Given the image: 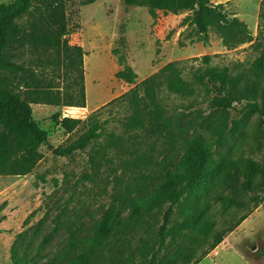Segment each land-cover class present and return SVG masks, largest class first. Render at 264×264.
<instances>
[{
    "label": "rangeland",
    "instance_id": "obj_1",
    "mask_svg": "<svg viewBox=\"0 0 264 264\" xmlns=\"http://www.w3.org/2000/svg\"><path fill=\"white\" fill-rule=\"evenodd\" d=\"M11 1L0 0V4ZM67 1L68 39L71 45L82 46L87 54L86 107L32 104L33 116L49 133L54 148H68L95 123L100 126L99 137L85 150L68 157L56 156L42 146L43 159L29 175H0V264H13L14 257L23 264H77L82 254L86 255V264H162L180 249L193 251L196 260L211 247L218 234L230 229L244 215H249L247 220L227 233L200 264L263 263L264 204L255 209L251 201L254 193L264 197L261 187L240 195L235 191L240 184L229 189L222 188L219 180L213 182L197 202V207L210 202L206 218L215 227L207 240H192L183 231L186 236L181 234L177 241L167 237L165 245L160 246L158 229L168 206L131 217L134 203L147 201L161 184L162 174L158 170L172 167V151L154 144V151L149 153L140 132L129 129L127 120L134 113L131 92L168 64L178 63L188 80L193 79L197 70L227 67L233 76L241 77L238 99L231 109L212 114L209 104L215 94H208L202 87L191 98L167 91L161 96L171 114L184 115L185 122L197 111H202L206 122L208 116L214 127L226 120L222 136L228 139L227 144L219 143V135L211 139L215 159L244 158L263 164L264 115L248 116L247 107L256 103L264 109V67L258 72L264 63V0H212L214 5L223 4L230 18L243 21L250 29L252 42L236 48L224 46L215 32L210 33L208 43L201 41L195 27L186 22L190 12H158L153 18L147 8L127 6L123 0H97L87 5L89 0ZM207 55L212 57L209 65L202 61ZM32 59L34 56L28 52L25 60ZM48 68L56 87L79 90L74 84L75 73L68 72L65 62L56 60ZM127 68L137 74L134 84L116 77ZM56 115L60 119L78 118L82 123L73 133L66 134L56 125ZM204 126L196 128L211 137L207 124ZM145 154L154 157L152 164L138 161ZM232 173L236 179L238 174ZM217 196L242 201L244 205L225 208ZM111 207H115L126 226L119 225L118 233L92 253L98 224ZM176 209L174 220L181 223V210ZM138 217L141 218L135 224Z\"/></svg>",
    "mask_w": 264,
    "mask_h": 264
},
{
    "label": "trees",
    "instance_id": "obj_2",
    "mask_svg": "<svg viewBox=\"0 0 264 264\" xmlns=\"http://www.w3.org/2000/svg\"><path fill=\"white\" fill-rule=\"evenodd\" d=\"M96 1L89 0L85 5ZM123 2L127 6L147 8L153 18L158 16V12L173 15L190 12L192 15L186 22L195 27L199 39L204 43L209 42L211 32H215L228 48L248 44L253 39L246 23L230 18L224 5H214L212 0ZM67 5V0H12L7 4H0V175H29L43 159L40 150L42 146H47L56 156L68 157L85 150L99 137L100 126L95 123L68 148H54L50 143L49 133L40 127L33 116L32 104L86 107L85 51L78 44L71 45L68 39L70 20ZM26 19L27 24L24 23ZM28 52L34 59L25 60ZM56 60L65 62L70 74L75 73L74 84L78 86V91L71 88L62 90L55 86L54 76L48 67H52ZM211 60L209 55L202 58L205 65H209ZM119 64H123L122 59ZM263 67L264 63L260 64L258 72ZM116 77L128 84H134L137 74L127 68L119 71ZM240 84L241 77L233 76L227 67L197 70L193 79L188 80L183 76L178 63H170L159 73L138 84L131 92L134 113L128 118L127 127L140 132L142 143L147 144L149 153L154 151V144L169 147V152L172 151V167L158 170L162 174L161 184L147 201L134 203L131 216L135 218L143 212L168 206L163 217L164 222L158 229L160 246L165 245L167 237L177 241L181 234L186 236L183 231L190 234V238L195 241L209 238L215 227V223L206 218L210 202L202 207H197V202L216 180L220 181L222 188L231 189L240 184L235 190L240 195L243 192H255L257 187L263 188L264 194V162L261 164L244 158L234 161L227 158L215 159L211 139L219 135V143L227 144L228 139L222 136L226 129V120L214 127L210 125L208 116L206 122L202 111H197L193 118L185 122L184 115L177 117L171 114L161 96L167 91L177 97L191 98L202 87L208 94H215L209 104L213 114L220 109L233 108V103L238 99ZM247 112L248 116L255 113L264 115V109H260L256 103L248 105ZM54 121L66 134L73 133L82 123L78 118L66 116L60 119L57 115L54 116ZM204 124L211 131V137H206L197 130L196 125L203 127ZM192 128L194 130L190 132ZM138 161L143 165H150L154 162V157L145 154ZM233 171L238 174L236 179H233ZM217 197L225 208L244 205L242 201L225 196ZM123 200L128 201L126 197ZM251 201L257 209L264 204V197L260 198L254 193ZM176 208L181 210V223L174 220ZM248 217L249 215H244L230 229L218 234L211 247L198 259L194 260L193 251L180 249L162 264H200L223 242L227 233L233 232ZM140 218L138 217L135 224H138ZM119 225H123V221L119 213H115V207H111L98 224L90 248L92 253L118 233ZM13 260V264H23L19 258L14 257ZM86 263V255H80L77 264Z\"/></svg>",
    "mask_w": 264,
    "mask_h": 264
},
{
    "label": "crops",
    "instance_id": "obj_3",
    "mask_svg": "<svg viewBox=\"0 0 264 264\" xmlns=\"http://www.w3.org/2000/svg\"><path fill=\"white\" fill-rule=\"evenodd\" d=\"M84 51H85V50H84ZM86 57H87V54L85 53V57H84V63H85V66H86ZM86 81H87V75L85 76V84H86ZM261 246L264 248V243H263V242H261ZM211 256H212V255H211ZM211 256L208 257V258H211ZM261 264H264V262L261 263Z\"/></svg>",
    "mask_w": 264,
    "mask_h": 264
}]
</instances>
